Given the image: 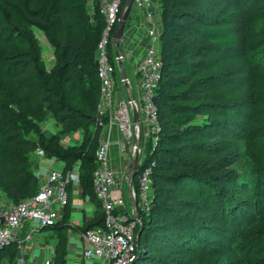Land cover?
Instances as JSON below:
<instances>
[{
    "label": "trees",
    "instance_id": "16d2710c",
    "mask_svg": "<svg viewBox=\"0 0 264 264\" xmlns=\"http://www.w3.org/2000/svg\"><path fill=\"white\" fill-rule=\"evenodd\" d=\"M88 1L0 0L14 25V33L11 28L5 30L0 26V42H6L15 34L16 37H27L30 47L14 54L0 49V152L4 151L14 162L10 170L6 168L0 174V193L7 203L17 204L38 191L40 182L32 156L35 150L41 151L46 158L61 161L64 171L78 163L81 195L97 209L93 220L84 223L81 231L104 223V212L92 186V173L101 133V127L95 126L100 87L97 44L105 22L99 14L97 1L91 0L94 6L91 11ZM155 1L160 7L161 77L154 102L160 130L155 143L148 139L143 156H139L137 170L140 172L149 167L153 197L149 210L139 211L141 225L135 228V233L139 229L141 233L133 264H151L154 259L151 251L158 245H167L169 249L186 247L170 239L167 233H178L182 240L184 237L193 239L204 228L190 202L175 194V186L190 181H204L206 185L215 186L242 179L237 170H217V162L212 158L221 154L219 148L226 140L229 143L240 140L241 124L236 117L239 118L241 110L246 124L251 127L246 133L264 151V41H260L258 57L247 52L252 41V34L248 32L255 24H251V20L264 17V13L245 12L241 7L247 0ZM124 2L122 0L120 10ZM233 4L239 5L240 10L222 11L223 6ZM210 10L218 11L212 20L209 19ZM256 13L259 16H254ZM66 18L74 24H67ZM34 29L41 31L56 57V64L46 77L50 86L43 87V83L33 80L32 72L28 71L37 55ZM255 29V37L264 39L263 30ZM106 55L115 66L114 83L120 81L111 40L106 46ZM240 59L250 63L231 72L208 70L210 63L214 66ZM19 75L24 78L16 79ZM242 80L248 84V97L240 105L227 98L224 90L239 87ZM65 84L77 85L75 95L82 108L70 106L63 99ZM46 117H51L59 127L57 132L47 134L42 130L41 124ZM74 132L80 133L75 144L61 141V136ZM218 159L227 160L224 156ZM249 174L251 181L243 185L250 187L249 196H253L260 207L264 205V154ZM136 178L137 175L133 188L137 192ZM71 185L66 187L68 203L62 209V215L53 226L42 230L68 228L66 218ZM236 208L235 213L239 211V205ZM116 212L126 213L122 207ZM241 221L223 222V234L234 231V236L221 254L232 255L234 264H264V222ZM66 241L64 235L59 237L53 264H66ZM17 250L16 242L2 249L0 264H16Z\"/></svg>",
    "mask_w": 264,
    "mask_h": 264
},
{
    "label": "built area",
    "instance_id": "2783aa9c",
    "mask_svg": "<svg viewBox=\"0 0 264 264\" xmlns=\"http://www.w3.org/2000/svg\"><path fill=\"white\" fill-rule=\"evenodd\" d=\"M99 14L104 18L105 26L97 44L98 77L100 79L99 101L96 109L95 126L106 127L117 125L123 134L128 131L129 138L138 134L136 126L132 127V114L135 109L139 116L140 127L146 128L155 143L160 130L157 107L154 102L155 90L161 77V60L159 52L160 7L155 0H133L128 15L124 33L131 28L134 18H141L145 25L146 45L142 55L135 61V74L138 78V93L131 101H113V86L115 66L109 62L106 46L111 40L122 0H96ZM91 2V10L93 3ZM133 27V26H132ZM124 39L121 40V42ZM120 42V43H121ZM120 48V44H119ZM120 50V49H119ZM120 56L114 55L115 65L118 59L125 60L120 50ZM128 80V79H127ZM105 118L107 121L104 122ZM104 129V128H103ZM100 136H102V131ZM123 145V141L121 142ZM124 147V146H122ZM134 147V146H133ZM110 142L107 138L99 140L95 150L96 167L92 173V186L96 198L100 201L104 212L103 226H95L80 232L84 241L80 255L83 259H94L99 264H133L138 251L135 228L141 225L139 211L149 210L153 192L149 167L137 172V192L133 189L137 213H117L118 207H124L125 197L118 187L115 171L109 164ZM43 155V154H42ZM46 158V157H45ZM54 159V158H46ZM56 160V159H55ZM61 162V161H60ZM77 167V166H76ZM78 167L64 171L60 168H48L39 178L38 191L17 204L7 203L0 197V251L13 242L24 244L39 230L51 227L60 218L62 209L68 203L67 185L78 183ZM37 177V176H36ZM58 206L59 208H57ZM29 231L19 239L20 230L24 225ZM26 250H18V264H24Z\"/></svg>",
    "mask_w": 264,
    "mask_h": 264
},
{
    "label": "rangeland",
    "instance_id": "374dc122",
    "mask_svg": "<svg viewBox=\"0 0 264 264\" xmlns=\"http://www.w3.org/2000/svg\"><path fill=\"white\" fill-rule=\"evenodd\" d=\"M91 0L88 1V8L91 11ZM245 12L252 11L260 13L259 15H262L264 13V0H247L244 5L241 7ZM223 12L226 11H237L240 10L239 5H227L226 7L221 8ZM220 9V10H221ZM218 11L210 10V20L214 18L215 14ZM220 12V11H219ZM256 13L254 16H259ZM67 24L73 25V21L69 18H66ZM209 20V21H210ZM253 27L251 30H249V34L251 33L252 36H250V39L252 41L248 44V47H250V50H248V54L250 55H256L258 57V52L260 49L258 47L262 44L260 41H264L263 38L260 36L255 37V34H257V30L255 28L262 29L264 32V17H260L257 19L251 20V24H253ZM0 26L4 27L5 30L11 28V33H14V27L13 23H11V18L8 16L6 9L0 4ZM33 37L35 39L36 43V52L37 55L34 58V61L32 63V67L28 69L29 72H32V79L38 80L39 82L43 83V87L50 86V83H46V77L47 73L49 72V69L56 64V57L54 54L53 48L49 45V43L46 41L45 37L41 33L40 30L34 29ZM28 38L27 37H16L15 34H12L9 36L8 40L6 42H0V49L5 50L8 54H14L19 51H24L25 49H30L28 46ZM253 49V50H252ZM256 49H258L256 51ZM254 50L256 52H254ZM247 59H240L238 61H234L233 63L228 62L226 64H218V65H212L209 64V71H215L216 69H224L231 72L233 69H237L239 67H246L250 62L245 61ZM123 62V65L125 67L126 76H131L133 72V65L126 61V59ZM118 70V76H119V67L118 64L116 65ZM24 78V75H19L16 79H22ZM120 78V76H119ZM132 87L131 91L134 90L136 93L132 94L134 96H137L138 93V83H137V90H135V84L131 82ZM248 84H244L243 80L240 83V86L237 88L231 89L228 87L224 90V93L227 95V98L231 99L232 101H235L239 103L240 105L246 101V98L248 97L246 89ZM41 88V87H40ZM76 84H65L64 85V91L62 93L63 99L70 105L75 108H82L80 105V99L75 95V91L77 90ZM117 90H123V84L120 81L117 80V82L114 83L113 86V97ZM215 92V91H213ZM124 94V93H123ZM126 95V92L124 96ZM114 99V98H113ZM126 101V98L125 100ZM133 111H136L135 109ZM131 112V114L133 113ZM137 112V111H136ZM244 113L243 110L240 111L239 118L236 117V121H239L241 124L240 131H241V138L238 141L229 143L228 140H226L223 143V146H220L219 151H221L220 155L216 157L215 154L212 158L214 161L217 162L216 169L219 170L222 168V171L225 170H237L239 173V176L242 178L239 182L235 183H219L218 185H206V182H186L182 183L179 186L174 187L175 194L179 197V199L186 200L190 202V205L193 206V211L197 216H199L202 219V222L204 223V228H202L199 231L198 236L195 238H185L184 241L181 239L182 236L178 233H175L177 235H170L167 233V236H169L170 239H175L178 243L185 244V248L179 249L177 246L174 248L169 249L167 245H158L155 246L154 249L151 251V257L154 259H151V264H234V259L232 255L229 254H221L222 251L227 249V245L230 244V239L234 236V231H229L228 235L223 234V222H230L233 219L238 220V222H242L241 220H244V222L247 223H253V222H264V205L258 206V201L254 199L253 196H249V186L245 187L243 184H247L246 182L251 181V175L249 174V170L254 169V166L259 161L260 157L264 154L263 149L255 144V141H252V136H250L248 133V127L250 125L246 124L245 119L243 118ZM247 116V115H245ZM54 122V121H53ZM55 124V123H54ZM51 121L49 117H46L44 121L41 124L42 130L46 128V126L51 127ZM56 125V124H55ZM254 125V124H253ZM95 127V126H93ZM91 127V128H93ZM105 127V126H104ZM102 127L101 129H103ZM117 131L120 133L122 140L125 142V159L123 165H121L118 171V187L122 190L125 202L124 207H122L124 210L128 211V214H133V208L132 205L129 202L128 196L126 194L127 189V168L130 163V160L134 154V137L129 138L128 140H124V136L120 130V127L117 126ZM52 128V127H51ZM58 130L59 127L57 126ZM58 130H55L57 132ZM93 129H91L92 131ZM54 132V133H55ZM76 133V132H74ZM73 134V133H72ZM72 134L61 136V141H67V138H72ZM105 133L102 131V136L99 135L101 139H104ZM32 138V137H31ZM140 148H139V154H138V164L140 162L139 156H143V150L145 143L148 139H150V134H146V128L144 125L140 127ZM2 141V134L0 133V142ZM127 142V143H126ZM99 143V141H98ZM33 159L35 160V174L37 176V179L41 178L44 171L46 169L50 168V164L48 165H41L39 166L40 161L43 160V155L41 151L35 150L32 153ZM224 156L227 160L225 162H222L219 157ZM211 158V160H212ZM14 162L8 157V155L4 152H0V174L4 173L6 168L10 170L13 166ZM225 164H229L227 167H224ZM78 167V163L74 166L76 169ZM224 168V169H223ZM16 176V175H14ZM134 181V178H133ZM40 182V180H39ZM134 189V188H133ZM0 196L1 193H0ZM245 204V205H242ZM239 205V211L235 213L236 207ZM97 210V209H96ZM260 213H263L260 217H257ZM260 219V220H259ZM207 228V229H205ZM42 230V229H41ZM39 230L37 232V236L42 238L45 232ZM140 230V229H139ZM138 230V231H139ZM28 231V230H27ZM26 231V232H27ZM236 231V230H235ZM137 234V233H136ZM222 234V235H221ZM226 235V236H223ZM177 238H176V237ZM224 238L226 239V242L224 243ZM34 241V238L33 240ZM30 241V242H31ZM218 242V243H217ZM26 243H29L27 241ZM180 243V244H181ZM209 247H206V246ZM206 247V248H205ZM215 252V253H214ZM18 258V250H17V256H16V264ZM137 258V255H136ZM156 260V261H155ZM153 262V263H152ZM4 264H7L4 263Z\"/></svg>",
    "mask_w": 264,
    "mask_h": 264
},
{
    "label": "crops",
    "instance_id": "0c3cea01",
    "mask_svg": "<svg viewBox=\"0 0 264 264\" xmlns=\"http://www.w3.org/2000/svg\"><path fill=\"white\" fill-rule=\"evenodd\" d=\"M133 26V27H132ZM131 28L125 31L124 39L120 43V50L125 55L126 61L133 65V72L131 76H127L128 85L132 87L131 82L135 84V90H137L138 78L135 74V61L142 55L143 47L146 45L147 38L145 36V25L142 23L141 18H134ZM44 36V35H43ZM130 87V88H131ZM133 93H136L132 90ZM125 90H117L114 94V102L124 101L127 97ZM50 118L51 127L44 128L47 134H52L55 130H58L57 126L54 124L53 120ZM105 133V138L110 142L109 148V164L111 168L115 171V177L118 181V171L119 167L126 161L125 157V142L122 140L120 133L117 131L116 125L106 126L103 129ZM72 138H67V141L63 143L72 145L75 144L80 139V133L76 132L72 134ZM123 141V145L122 142ZM127 143V142H126ZM124 146V147H122ZM48 165L52 168H60L61 162L55 159H46L43 156V160L40 161L39 166ZM45 172V171H44ZM69 215L67 214L68 228L61 229L60 231L53 230H41L44 233L42 238L37 236V232L30 238L29 243L24 242L20 244L22 251L26 250L24 255V264H53L55 258V246L59 240V237H66V264H99L97 260L94 259H83L80 255L82 247H84V241L80 237V232L84 223L92 221L94 215L96 214V207L93 202H91L87 197L81 195V190L78 183H72L69 188ZM127 194V189H126ZM4 201L3 196H0ZM59 208L58 206H56ZM63 211V210H62ZM62 215V212H61ZM60 215V216H61ZM29 231V226L26 224L20 230L19 239H22L24 234ZM27 231V232H26ZM34 241H31L33 240ZM31 241V242H30ZM17 243V242H16ZM17 243V248H18ZM20 248L18 250L20 251Z\"/></svg>",
    "mask_w": 264,
    "mask_h": 264
},
{
    "label": "water",
    "instance_id": "95a60500",
    "mask_svg": "<svg viewBox=\"0 0 264 264\" xmlns=\"http://www.w3.org/2000/svg\"><path fill=\"white\" fill-rule=\"evenodd\" d=\"M133 0H125L123 3V6L120 10V13L118 15V19L116 22V25L114 27L113 33L111 35V42L114 47V54L115 56L119 57L120 50H119V44L123 38L124 35V28L125 24L128 18V15L131 10ZM118 67H119V76L121 79V82L123 84L124 90L126 92V97L128 101L133 100V94L132 91L128 85V80L125 72V67L123 65V62L118 59ZM136 126L138 130V134L134 137V154L130 160V163L127 168V196L129 199L130 204L132 205L133 212L136 215L137 208H136V201L133 196V178L137 175V166H138V154H139V148H140V121L139 116L136 111H133L132 113V127L134 128ZM141 229L136 234V243H138V238L140 236Z\"/></svg>",
    "mask_w": 264,
    "mask_h": 264
},
{
    "label": "bare ground",
    "instance_id": "6f19581e",
    "mask_svg": "<svg viewBox=\"0 0 264 264\" xmlns=\"http://www.w3.org/2000/svg\"><path fill=\"white\" fill-rule=\"evenodd\" d=\"M128 131H129V130H128ZM128 131H124V132H123L125 138L129 137V133H130V132H128Z\"/></svg>",
    "mask_w": 264,
    "mask_h": 264
}]
</instances>
